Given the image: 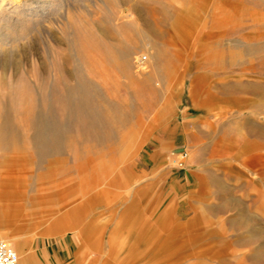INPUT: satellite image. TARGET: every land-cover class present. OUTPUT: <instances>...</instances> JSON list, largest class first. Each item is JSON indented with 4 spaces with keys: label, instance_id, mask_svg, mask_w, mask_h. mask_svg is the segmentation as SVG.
Wrapping results in <instances>:
<instances>
[{
    "label": "rangeland",
    "instance_id": "1",
    "mask_svg": "<svg viewBox=\"0 0 264 264\" xmlns=\"http://www.w3.org/2000/svg\"><path fill=\"white\" fill-rule=\"evenodd\" d=\"M4 239L40 264H264V0H7Z\"/></svg>",
    "mask_w": 264,
    "mask_h": 264
},
{
    "label": "crops",
    "instance_id": "2",
    "mask_svg": "<svg viewBox=\"0 0 264 264\" xmlns=\"http://www.w3.org/2000/svg\"><path fill=\"white\" fill-rule=\"evenodd\" d=\"M59 225H60L59 222L54 224L52 227H50L48 229V231H52L53 229H57ZM4 240H6V239H4ZM10 240L13 241L12 239H10ZM14 248L16 249L15 246H14ZM16 251L19 255V264H40L38 257H37L35 252L25 254V253H23V251L20 248L16 249ZM65 252H66V250L64 248H62L60 253L56 254V257H55L56 264H82V262H80V259L77 257L73 258L72 256H68V260L66 258L63 259V256L65 257ZM48 264H52V263L49 262Z\"/></svg>",
    "mask_w": 264,
    "mask_h": 264
},
{
    "label": "built area",
    "instance_id": "3",
    "mask_svg": "<svg viewBox=\"0 0 264 264\" xmlns=\"http://www.w3.org/2000/svg\"><path fill=\"white\" fill-rule=\"evenodd\" d=\"M146 57H140L139 63H145ZM0 264H19V255L14 246L6 240H0Z\"/></svg>",
    "mask_w": 264,
    "mask_h": 264
},
{
    "label": "bare ground",
    "instance_id": "4",
    "mask_svg": "<svg viewBox=\"0 0 264 264\" xmlns=\"http://www.w3.org/2000/svg\"><path fill=\"white\" fill-rule=\"evenodd\" d=\"M6 1H7V0H0V8H1V9H2L3 6L5 5ZM12 4H13L12 2L9 3V5H12Z\"/></svg>",
    "mask_w": 264,
    "mask_h": 264
}]
</instances>
